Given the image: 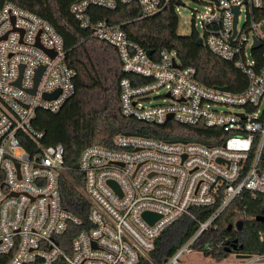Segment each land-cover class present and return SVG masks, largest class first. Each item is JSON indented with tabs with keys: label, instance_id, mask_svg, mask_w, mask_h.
Returning a JSON list of instances; mask_svg holds the SVG:
<instances>
[{
	"label": "built area",
	"instance_id": "obj_1",
	"mask_svg": "<svg viewBox=\"0 0 264 264\" xmlns=\"http://www.w3.org/2000/svg\"><path fill=\"white\" fill-rule=\"evenodd\" d=\"M120 1L137 3L139 18H145L172 0ZM200 3L205 11L194 13L195 31L211 52L247 76L249 83L240 92L198 81L196 68L181 67L174 51L163 49L153 59L120 24L92 21L91 5L114 9L117 0L72 4L80 25L117 50L129 75L120 81L125 117L158 125L170 119L203 123L222 128L228 136L222 144L209 146L120 133L113 147L85 148L78 163L92 226L75 233L68 250L58 238L81 220L62 204L59 176L66 170L65 148L61 143L44 145L45 132L34 120L38 110H61L75 92L77 72L65 59L63 37L48 20L16 3L0 4V255L7 257V264H54L58 259L65 264H137L170 224L192 214L195 206L220 202L166 263L182 264L197 236L234 199L246 191L254 197L264 194V64L254 54L264 46V0ZM183 4L176 0L177 14ZM254 38L261 42L257 49ZM152 96L169 102L153 104ZM145 212L158 217L150 223ZM246 258L247 264H264V254Z\"/></svg>",
	"mask_w": 264,
	"mask_h": 264
},
{
	"label": "trees",
	"instance_id": "obj_2",
	"mask_svg": "<svg viewBox=\"0 0 264 264\" xmlns=\"http://www.w3.org/2000/svg\"><path fill=\"white\" fill-rule=\"evenodd\" d=\"M78 0H0V4L13 2L48 20L63 37L66 61L76 72L75 92L56 113L38 110L35 127L43 130L44 145L61 143L65 148L66 170L59 176V189L63 207L81 220L58 238L63 248H69L71 239L81 228H90L91 202L83 191V174L75 165L81 152L92 145L114 146L120 133H134L164 141L196 142L209 146L222 144L228 134L217 127L203 123L185 124L173 119L164 124L147 123L121 113L120 81L129 76L123 71L117 50L109 43L92 36L84 29L71 11ZM89 14L93 22L107 20L120 24L128 37L158 59L161 50L174 51L181 67L196 68L198 81L211 86H228L233 92L244 90L249 80L231 61L225 60L198 43L200 35L193 31L180 35L176 0L149 17L139 18L140 8L135 2L117 0L114 9L91 5ZM260 65L264 64V46L254 52ZM264 167V151L262 155ZM195 206L192 214H185L165 228L155 240V248L140 257L137 264H166L188 242L219 207ZM264 194L255 197L244 192L234 199L192 244L194 250L218 260L231 253L264 254ZM242 219V229L236 222ZM232 228L229 229V225ZM238 239L237 248L232 243ZM242 246V247H240ZM228 248H231L229 251ZM0 264L7 257L0 255ZM54 264H65L58 259Z\"/></svg>",
	"mask_w": 264,
	"mask_h": 264
},
{
	"label": "rangeland",
	"instance_id": "obj_3",
	"mask_svg": "<svg viewBox=\"0 0 264 264\" xmlns=\"http://www.w3.org/2000/svg\"><path fill=\"white\" fill-rule=\"evenodd\" d=\"M183 5L179 6L178 13V33L183 36H189L196 30L194 26V13L205 11L204 6L200 3V0H183ZM243 24V19L240 20V27ZM153 104L168 103L169 100L163 101L162 98L151 97ZM220 109H227L226 107H219ZM248 258L239 257L237 253H231L228 257L218 260L211 256L204 255L201 251L192 250L191 252H185L180 262L182 264H247Z\"/></svg>",
	"mask_w": 264,
	"mask_h": 264
},
{
	"label": "water",
	"instance_id": "obj_4",
	"mask_svg": "<svg viewBox=\"0 0 264 264\" xmlns=\"http://www.w3.org/2000/svg\"><path fill=\"white\" fill-rule=\"evenodd\" d=\"M234 10H235V20H234V35L236 34V22H237V15H238V13H239V8H238V6H236L235 8H234ZM262 31L264 32V26H263V28H262ZM198 43L200 44V45H204V42H203V39L201 38V37H199L198 38ZM261 46V42L257 39V38H254V44H253V48L254 49H257V48H259ZM48 51V50H47ZM50 53H52V51H49ZM148 53V55H150L151 56V52L150 51H148L147 52ZM53 55H54V53H53ZM174 65L175 66H177V63L176 62H174ZM42 71H43V67L42 68H40L39 70H38V73H37V77H36V83L38 82V80H39V78H40V76H41V73H42ZM20 82V79L18 80V83ZM217 88L218 89H221V90H225V91H228L229 90V87L228 86H217ZM35 89H36V87H34L32 90H31V92L32 93H34L35 92ZM172 116H173V114H169L168 115V118H172ZM125 134H130L129 132H126ZM75 168L76 169H79V163H77L76 165H75ZM109 184L113 187V188H115L119 193H121V190H120V187H119V185L116 183V182H114V181H109ZM143 216L150 222V223H153L154 221H155V219H157V217H158V215H156V214H154V213H151V212H145L144 214H143ZM256 219L257 220H264V216H257L256 217ZM236 227H237V229H242V227H243V225H244V221L242 220V219H239L237 222H236ZM232 224H230L229 225V229H231L232 228ZM237 243H238V239H235L234 241H233V243H232V245H233V247L234 248H237ZM240 247H242V246H240ZM228 250L230 251L231 250V248H228ZM238 256L239 257H245V256H247V255H243V254H238Z\"/></svg>",
	"mask_w": 264,
	"mask_h": 264
}]
</instances>
